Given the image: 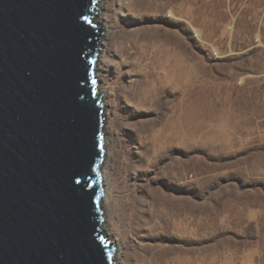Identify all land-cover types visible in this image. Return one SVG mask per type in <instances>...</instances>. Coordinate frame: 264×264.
<instances>
[{
    "label": "rangeland",
    "instance_id": "obj_1",
    "mask_svg": "<svg viewBox=\"0 0 264 264\" xmlns=\"http://www.w3.org/2000/svg\"><path fill=\"white\" fill-rule=\"evenodd\" d=\"M130 4H150L146 15L172 22V264H264V0L99 2L104 221L123 177L138 191L152 182L150 172L137 176L133 130L148 140L158 126L145 115L129 120L117 91L120 48L132 31H146L127 16ZM112 235L114 264H130L133 250Z\"/></svg>",
    "mask_w": 264,
    "mask_h": 264
},
{
    "label": "water",
    "instance_id": "obj_2",
    "mask_svg": "<svg viewBox=\"0 0 264 264\" xmlns=\"http://www.w3.org/2000/svg\"><path fill=\"white\" fill-rule=\"evenodd\" d=\"M101 0H0V264H114Z\"/></svg>",
    "mask_w": 264,
    "mask_h": 264
},
{
    "label": "bare ground",
    "instance_id": "obj_3",
    "mask_svg": "<svg viewBox=\"0 0 264 264\" xmlns=\"http://www.w3.org/2000/svg\"><path fill=\"white\" fill-rule=\"evenodd\" d=\"M150 7L128 6L127 16L133 14L134 23L146 31H132L120 48L117 91L129 120L142 122L145 115L158 126L148 140L142 127L133 130L139 146L137 176L150 172L152 182L138 191L123 177L116 194L105 201L110 220L103 226L114 245L112 230H117L119 239L133 250L130 264H172V22L159 12L146 15ZM151 25L164 30L151 32L147 30ZM159 144L167 150L165 158H159ZM161 165L167 169L164 175L158 171ZM123 166L127 169L128 163Z\"/></svg>",
    "mask_w": 264,
    "mask_h": 264
}]
</instances>
